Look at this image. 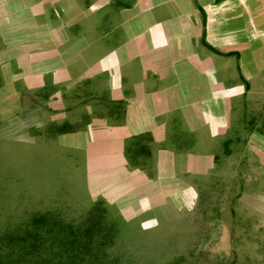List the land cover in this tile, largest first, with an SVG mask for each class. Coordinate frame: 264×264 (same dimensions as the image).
Segmentation results:
<instances>
[{"label":"crops","instance_id":"1","mask_svg":"<svg viewBox=\"0 0 264 264\" xmlns=\"http://www.w3.org/2000/svg\"><path fill=\"white\" fill-rule=\"evenodd\" d=\"M14 118L63 129L127 220L232 164L264 178V0H0Z\"/></svg>","mask_w":264,"mask_h":264},{"label":"trees","instance_id":"2","mask_svg":"<svg viewBox=\"0 0 264 264\" xmlns=\"http://www.w3.org/2000/svg\"><path fill=\"white\" fill-rule=\"evenodd\" d=\"M6 127L21 131L9 134L13 139H0V264H137L134 249L126 245L136 228L104 199L90 204L86 218L75 224L63 223L50 210L32 209L61 201L70 185L84 179L81 156L69 149L64 152L55 142L57 134L65 131L51 125L23 124L17 118L0 124V130ZM221 175V171L214 172L204 188H199L198 211L213 222L228 213L234 226L230 234L235 237L239 221H244L239 225L248 232L252 221L260 218L254 210L239 205L245 194L260 193L261 177L250 170ZM50 178L56 179V189L48 188ZM209 188L218 192L217 200H210ZM261 243L264 247V239ZM169 254L174 251L169 249L161 256ZM171 257L164 264H181L185 259L182 254ZM153 262L155 258L147 264Z\"/></svg>","mask_w":264,"mask_h":264},{"label":"rangeland","instance_id":"3","mask_svg":"<svg viewBox=\"0 0 264 264\" xmlns=\"http://www.w3.org/2000/svg\"><path fill=\"white\" fill-rule=\"evenodd\" d=\"M18 131L21 130L6 127L0 130V139L2 137L13 139L9 134L16 135ZM63 150L65 152L68 149ZM54 155L52 154L51 158ZM234 165L232 164L231 172L222 171L221 176L236 174L240 170H250L256 178H260L256 171L249 168L238 170V168L233 167ZM81 169L85 171L84 164ZM49 175H52V172ZM84 179L82 177L80 182L70 185L68 193L64 195L61 201L34 206L32 209L42 212L50 210L58 213L65 224L83 221L91 204L89 195L84 193ZM206 180L209 181L208 178L194 180L196 194H194L193 200L185 198L181 201L177 197L176 201L174 197H170L165 205L149 210V212L145 211L133 219H126L131 222L132 227L136 228L126 245L132 250L134 249L137 264H147L151 258H155V262L152 264H164L174 259L171 257L172 255L181 254L185 257L181 264H264V247L261 243L264 239V178L261 177V181L257 185L260 193L255 196L245 194L239 205L247 211L254 210L260 218L252 221L248 232L246 227L239 225L244 221H239L235 226L237 228L235 237L230 234L234 226L228 213L223 215L225 217L218 218L213 222L198 211L199 188H204ZM50 181L52 182L48 188L56 189V179L50 178ZM254 182L256 179L252 183ZM209 193L212 195L210 200L215 201L219 197L218 192L212 188H209ZM104 200L108 205L115 207L106 199ZM118 212L125 218L119 209ZM16 221H23V218H17ZM243 231L246 234L240 236L239 234ZM261 248L263 251L259 250ZM169 249L173 250L174 254L161 256L162 252L166 253Z\"/></svg>","mask_w":264,"mask_h":264}]
</instances>
